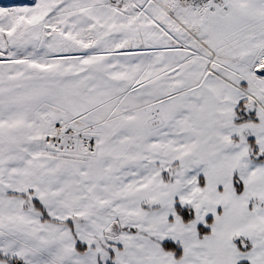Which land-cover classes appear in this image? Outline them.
I'll list each match as a JSON object with an SVG mask.
<instances>
[{
  "label": "snow or ice",
  "instance_id": "1",
  "mask_svg": "<svg viewBox=\"0 0 264 264\" xmlns=\"http://www.w3.org/2000/svg\"><path fill=\"white\" fill-rule=\"evenodd\" d=\"M0 264H264V0H0Z\"/></svg>",
  "mask_w": 264,
  "mask_h": 264
}]
</instances>
